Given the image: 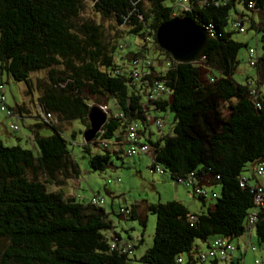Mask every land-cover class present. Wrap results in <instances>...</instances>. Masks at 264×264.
I'll return each instance as SVG.
<instances>
[{
	"label": "trees",
	"instance_id": "trees-1",
	"mask_svg": "<svg viewBox=\"0 0 264 264\" xmlns=\"http://www.w3.org/2000/svg\"><path fill=\"white\" fill-rule=\"evenodd\" d=\"M88 1L99 16L112 18L144 42L151 41L165 56L162 72L150 68L167 91L142 106L146 85L133 81L124 64L114 63L116 45L107 47L99 24H75L82 0H0V78L4 89L3 76L22 81L27 94L32 87L38 91L36 123L28 127L34 149L7 146L0 140V238L5 240L0 264H130L134 245L112 230L102 207L104 198L100 195L103 204L95 205L89 202L90 197L82 200L61 190L80 174L69 149L74 132L66 137L61 126L78 120L86 129L88 108L103 104L96 99L103 95L114 99L117 111L109 109L111 115L105 118L101 131L88 143H79L91 169L104 170L111 166L112 155L124 153L125 129L137 121L138 134L149 145L150 170L156 172L153 168L161 167L160 174L189 187L202 204L205 197L214 199L211 207L200 211H189L174 199L147 204L146 209L155 216L152 243L137 260L143 264H239L251 245L253 251L257 249L254 236L258 245L264 244V211L254 202L255 185L263 177L256 173V166L264 161V0H185L183 16L213 33L195 62L173 60L155 44L157 25L175 16L172 11L177 14L180 10L172 6L174 0ZM249 1L254 2L253 8L248 7ZM237 3L244 10L237 9ZM236 21L243 23V31L233 27ZM250 29L260 34L262 52L254 65L255 76L238 82L233 74L239 51L250 46L231 34ZM134 58H142V51L132 53L126 62ZM39 70H46V80L36 78L33 83L30 73ZM210 70L217 75H209ZM253 84L259 89L255 98L250 93ZM83 88L93 97L91 103L82 94ZM5 105L13 116L21 118L19 105L6 104V98ZM39 108L50 112L55 121H43ZM150 110L172 114L167 134L157 128L155 139L146 120ZM41 126L50 129V134L41 135L37 129ZM100 140L107 142L105 148ZM90 145L98 147V152L92 153ZM247 164H251L250 172L245 175ZM47 185L55 188L48 190ZM213 186L219 187L218 193ZM120 208L124 209L119 207L120 217L136 219L144 227L136 205H130L127 214ZM251 213L255 219L249 226ZM217 238L234 243L235 252L224 258L208 256ZM239 238L248 242L243 253L234 241ZM194 240L200 241L204 250ZM111 241L128 244L130 251L111 247Z\"/></svg>",
	"mask_w": 264,
	"mask_h": 264
},
{
	"label": "rangeland",
	"instance_id": "rangeland-1",
	"mask_svg": "<svg viewBox=\"0 0 264 264\" xmlns=\"http://www.w3.org/2000/svg\"><path fill=\"white\" fill-rule=\"evenodd\" d=\"M83 7L79 12L77 18L74 19L75 24H79L83 21H90L98 23L103 34V41L107 43V47L111 45L115 46L114 51V63L124 64L125 68L129 67L126 62L132 53L141 50L142 59L145 64L152 65L156 71H163V61L165 56L156 49L151 41L144 42L136 35L129 34L126 29L120 25H117L112 18L99 16L91 7V2L88 0H82ZM237 9H243V7L237 3ZM234 16V15H233ZM249 20H244V25L248 28ZM230 28V25H229ZM235 40L247 42L248 46L256 48L259 54L262 52L260 34H256L253 29L247 30L245 33L235 31L231 34ZM119 44V45H118ZM118 45V46H117ZM239 64L234 71L233 78L238 82H244L246 76H255L256 70L254 66H251L247 62V52L243 47L239 51L238 55ZM148 61V63H146ZM208 74L217 75L213 70H210ZM32 82L34 83L36 78L46 80V70H39L30 73ZM5 81V94L6 104L19 103L25 106L27 114L23 119L16 116H7L5 113V107L0 106V140L4 145L10 146L19 144L22 147L34 149L32 142L29 140L30 125L36 123L35 106L36 96L38 94L37 89L32 87L31 94L26 93V86L22 81H15L11 77L6 78ZM264 90V85L262 86ZM82 94L88 97V102L93 101V97H89V93L85 88L82 89ZM98 102H106L109 109L112 112H116V105L114 99L110 95H103L99 98ZM95 99V100H96ZM151 119L153 116H158L162 123V132L167 134L169 126L172 121V114L168 112L167 118L165 112L149 111ZM109 115L111 112L109 111ZM162 116V117H161ZM14 123L17 129L12 131L9 129V124ZM41 135L50 134L51 130L44 127H38ZM148 129L153 133L152 139L157 137V127L153 121L148 124ZM61 130L66 137L70 136L71 132H74V136L69 144L70 153L73 159L76 161L80 174L77 177L76 184L72 183V180L61 187L64 195H70L80 197L82 200L89 198L92 194L101 195L105 203L103 204L104 211L108 214V219L111 221L113 229L124 240L134 245L133 253L129 259L130 264H143L137 260V258L147 249L152 243V235L154 229L155 216L150 213L146 206L150 203L165 202L167 200H178L189 211L205 210L206 207L212 206L213 198H203L204 204L192 193L189 187L184 186L181 183H177L170 178L166 173L152 172L149 168L150 159L149 155L135 154L126 155L125 153H119L117 156H111V166L104 170H93L88 164V155L83 151L79 143L82 141V132L84 130L82 124L78 120H72L66 125L61 126ZM98 147L90 145L91 152H98ZM35 152V150L33 151ZM149 154V153H147ZM251 164H247L248 171H245V175L249 174ZM118 178L116 182L113 179ZM106 179H111L110 183L106 182ZM48 190L54 189L55 186L47 185ZM210 188V187H207ZM216 193H218L219 187H212ZM208 190V189H207ZM207 196H210L208 193ZM136 205L137 212L144 218V227H141L136 219H129L126 217H120L117 212L119 207L127 209L130 205ZM111 233V229L105 231L108 237ZM255 235V234H253ZM141 242L139 243V239ZM253 243H255L257 249L255 251L249 249L244 252V243H240L241 251L244 252L242 260L239 264H255L254 260L259 259L260 264H264V244H257L256 237L254 236ZM195 244L199 245V249L204 250V245L194 240ZM5 240L0 238V250L4 247ZM238 253V252H237ZM195 264H199L196 262ZM217 264H223L218 262Z\"/></svg>",
	"mask_w": 264,
	"mask_h": 264
},
{
	"label": "built area",
	"instance_id": "built-area-1",
	"mask_svg": "<svg viewBox=\"0 0 264 264\" xmlns=\"http://www.w3.org/2000/svg\"><path fill=\"white\" fill-rule=\"evenodd\" d=\"M223 1V0H221ZM185 0H174L173 7L177 6L179 7V11L177 14L175 11H172V15H183L181 11H184L187 9L186 4L184 3ZM254 2L249 1L248 7L253 8ZM173 17V16H172ZM243 23L241 21L233 22V27H238L239 31H243L244 28H242ZM244 27V26H243ZM204 29L207 31L208 36H212L213 33L208 30L207 27H204ZM247 52V62L254 66L257 63L258 60V53L256 51V48L254 47H248L246 48ZM142 58H134L130 60L129 67L127 68L126 72L130 76V78L133 81H138V83H143L146 85L144 87V101L142 102V106L145 107V105L149 102L155 101L160 96L164 95L166 93V86L163 84L162 80L157 78V74L154 70H152L150 67L152 65H142L145 64V61H141ZM148 63V61H146ZM168 64V61H166V65ZM1 75V74H0ZM250 93L255 98L259 94V89L255 86V84L251 85L250 87ZM5 89L4 85L2 83V79L0 78V106L5 105ZM100 110L105 114V118L109 115V108L104 102L103 104L97 105ZM6 115H12L11 111L9 109L5 110ZM39 115L40 118L45 121L46 123H52L55 121L54 117L50 114V112H44L39 108ZM119 116H121V113H118ZM162 119V118H161ZM158 117L154 118L150 114L146 115V120L149 122L153 121L158 129L162 126V121ZM11 129H16V125L9 126ZM140 128V124L137 121H132L129 123V125L125 129V140L126 144L124 145V153L126 155H135V154H147L149 151V145L147 142H145L140 135L138 134V129ZM99 131H101L99 129ZM100 145L102 147L107 146V142L105 140H100ZM153 171L162 172L161 167L155 166L153 168ZM256 173L258 175H262L259 183L255 185V196H254V202L259 207L261 211H264V161L260 162L256 166ZM181 180V179H179ZM188 181V180H187ZM195 191L203 193L201 188H196ZM89 202L91 204L95 205H102L103 204V198L100 197L98 194H93L89 198ZM120 211L123 212V214L128 213V209H121ZM255 219V213H251L248 215L247 218V225H251L254 222ZM246 232V231H245ZM250 234V228L248 229V235ZM112 242V241H111ZM111 247H116L121 252L128 253L130 251V247L128 244L121 242H112L110 244ZM248 247V242L244 243V249ZM237 246L234 243L226 242L225 240H222L220 238H217L213 241L212 247H210L208 251V256H216L218 258H224L226 255L233 254L236 250ZM251 249L254 250L255 247L251 245ZM201 260H204V257L202 256ZM256 263H259L258 260H255Z\"/></svg>",
	"mask_w": 264,
	"mask_h": 264
},
{
	"label": "water",
	"instance_id": "water-1",
	"mask_svg": "<svg viewBox=\"0 0 264 264\" xmlns=\"http://www.w3.org/2000/svg\"><path fill=\"white\" fill-rule=\"evenodd\" d=\"M203 26L190 18L177 15L157 25L154 31L155 44L167 52L173 60L195 62L201 56L208 39ZM88 127L82 132V141L88 143L105 122V114L97 105L87 112Z\"/></svg>",
	"mask_w": 264,
	"mask_h": 264
},
{
	"label": "crops",
	"instance_id": "crops-1",
	"mask_svg": "<svg viewBox=\"0 0 264 264\" xmlns=\"http://www.w3.org/2000/svg\"><path fill=\"white\" fill-rule=\"evenodd\" d=\"M15 104H17V105H19L18 107V110H20L19 111V116H21V118L20 119H23L27 114H24L23 113V111H26V108H25V106H23V105H20V102L19 103H15ZM14 105V104H13ZM164 118H167V115L165 114V117ZM163 128V127H162ZM169 130V129H168ZM141 154V153H140ZM144 155H148V154H144ZM77 181H78V179L77 178H75V179H72V183L73 184H76L77 183ZM235 242H238L239 243V246H240V243L242 242V238H239V239H237V240H234ZM248 250H246L245 251V253L247 252ZM229 262V261H228ZM226 264H237L236 263V261H230L229 263H226Z\"/></svg>",
	"mask_w": 264,
	"mask_h": 264
}]
</instances>
